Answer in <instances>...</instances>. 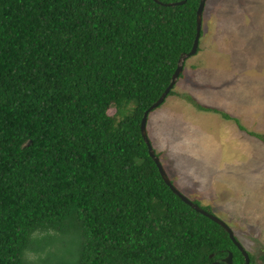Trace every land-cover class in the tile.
Here are the masks:
<instances>
[{
    "label": "trees",
    "instance_id": "obj_1",
    "mask_svg": "<svg viewBox=\"0 0 264 264\" xmlns=\"http://www.w3.org/2000/svg\"><path fill=\"white\" fill-rule=\"evenodd\" d=\"M198 1L0 0V264H244L164 184L139 132Z\"/></svg>",
    "mask_w": 264,
    "mask_h": 264
},
{
    "label": "rangeland",
    "instance_id": "obj_2",
    "mask_svg": "<svg viewBox=\"0 0 264 264\" xmlns=\"http://www.w3.org/2000/svg\"><path fill=\"white\" fill-rule=\"evenodd\" d=\"M197 47L184 58L171 94L148 112L145 130L172 185L190 201L208 206L209 213L228 225L253 263L264 264V0H205ZM183 95L238 114L246 131L262 137L238 131L232 120L199 109L189 120L181 116L177 128L170 127L172 111L192 104ZM107 114L119 119L113 104ZM188 126L192 141L183 139L184 128L189 136ZM216 138L228 146L225 154L220 147L212 149ZM184 149L192 158L176 170L170 152L184 156ZM65 245L69 246L67 240Z\"/></svg>",
    "mask_w": 264,
    "mask_h": 264
},
{
    "label": "water",
    "instance_id": "obj_3",
    "mask_svg": "<svg viewBox=\"0 0 264 264\" xmlns=\"http://www.w3.org/2000/svg\"><path fill=\"white\" fill-rule=\"evenodd\" d=\"M157 3H160L162 5H178V4H182L184 0H179V1H173V2H160L158 0H154ZM204 2L205 0H199L196 10H195V32H194V36L191 42V46L190 49L188 50V52L186 53H181L177 60H176V66L170 76V80L167 84V86L164 88V90L160 93V95L158 96V98L152 102L143 112L139 121V132L140 135L145 143L146 149H147V153L149 155V157L152 159V161L154 162L157 171L159 173V176L161 177L162 181L164 182V184L166 186L169 187V189L172 191L173 194L177 195L180 200L182 202H184L185 204H187L188 206H190L194 211L206 216L207 218H209L210 220H212L213 222H215L216 224L220 225L225 232L227 233L228 237L230 238L231 242L234 244V246L237 248V250L241 253L242 257H243V261L244 264H249V257L248 254L246 252V250L244 248H242V246L239 244V242L236 240V238L234 237L232 231L230 230V228L228 227V225L220 220L219 218H217L216 216L212 215L209 212H206L204 209H202L200 206H198L196 203L190 201L189 199H187L184 195H182L170 182V180L168 179V177L166 176L164 170L162 169V166L157 158V156L155 155V152L147 138L146 135V130H145V125H146V119H147V114L149 111H151L153 108H155L156 106H158L165 98V96L167 95L168 91L172 88L176 78L178 77V74L181 72L182 70V63L184 58L192 55L195 53L196 48H197V44H198V38H199V33H200V25H201V14H202V9L204 6ZM231 257L232 254L231 252H228L226 254L225 257L222 258V260L226 263V264H230L231 262ZM210 264H219V262H212Z\"/></svg>",
    "mask_w": 264,
    "mask_h": 264
},
{
    "label": "crops",
    "instance_id": "obj_4",
    "mask_svg": "<svg viewBox=\"0 0 264 264\" xmlns=\"http://www.w3.org/2000/svg\"><path fill=\"white\" fill-rule=\"evenodd\" d=\"M202 36V35H201ZM201 38V37H200ZM198 40H199V38H198ZM203 40L206 42V40H205V38H203ZM199 50V48L197 47V49H196V51H198ZM255 61V60H254ZM194 68H196V67H194ZM191 91H193V90H191ZM188 93L190 92V90H188L187 91ZM190 105H192V104H190ZM190 105L189 106H187V107H183L184 109H180V107H179V105H177L178 107H179V109L178 110H173L172 111V113H171V115H170V118H169V123H170V127H175V128H177V125L179 126V118L181 117V116H183V115H185V118L187 119V120H189L190 118H191V116H193L194 115V112L197 110V108H194L195 110H191V108H190ZM200 105H202V104H200ZM195 107V106H194ZM217 109V108H216ZM202 111V110H201ZM208 112V111H207ZM225 112H228V115L230 116V117H233V118H235L236 120L238 119V114L236 115V116H234V115H232L231 113H229V111L228 110H226ZM224 112V113H225ZM218 114V113H217ZM227 114V113H226ZM175 115H179V117L178 118H173V116H175ZM219 115V114H218ZM198 117V116H197ZM221 117V116H220ZM199 118V117H198ZM222 118V117H221ZM223 120H226V121H230V120H232V119H224V118H222ZM147 120V119H146ZM233 121V120H232ZM238 121V120H237ZM234 122V121H233ZM235 123V122H234ZM239 123V122H238ZM240 124V123H239ZM187 125H188V123H187ZM235 125L237 126V124L235 123ZM241 125V124H240ZM223 124H222V126L220 127V128H223ZM242 126V125H241ZM238 127V126H237ZM243 127V126H242ZM184 128V127H183ZM188 128V131H189V136H188V134H187V131L185 130V128H184V138L183 139H185V138H187V137H189V140H191L192 141V139H191V136H192V134L190 133V129H189V126L187 127ZM244 128V127H243ZM245 129V128H244ZM227 130V129H226ZM238 131H244V130H241V129H239L238 128ZM199 132V131H198ZM244 132H246V129H245V131ZM173 133V132H172ZM247 133V132H246ZM254 133V132H253ZM248 134V133H247ZM257 134V133H256ZM260 134V133H259ZM146 135H147V132H146ZM194 135V134H193ZM201 135H204L203 134V132H201ZM222 135V129L221 130H219V135H218V137L219 136H221ZM248 135H250V134H248ZM262 135V134H261ZM205 136H210L208 133H206V135ZM228 136V135H227ZM250 136H252V135H250ZM217 137V138H218ZM229 137H231L230 135H229ZM254 137V136H253ZM147 138H148V140H149V137L147 136ZM210 138V137H209ZM217 138L214 140L213 139V145L211 146L212 147V149L213 148H215V147H220V150H221V153L222 154H225V148H227L228 146L226 145V144H224V143H222V142H220L219 140H217ZM256 138V137H255ZM150 142V141H149ZM192 142H190V143H187V146L189 145V144H191ZM185 150V154H184V156L181 154V152L180 153H174L173 151L172 152H170V159H175V169L176 170H179V169H181V162L183 161L184 162V164L185 163H187L188 162V158L190 159V158H192V157H190V152L187 150V149H184ZM229 150V149H228ZM171 154H173L172 156H171ZM185 168V170H187V171H189V169H188V167L186 166V167H184ZM193 168L195 169V172L197 171V169H196V166L195 165H193Z\"/></svg>",
    "mask_w": 264,
    "mask_h": 264
},
{
    "label": "flooded vegetation",
    "instance_id": "obj_5",
    "mask_svg": "<svg viewBox=\"0 0 264 264\" xmlns=\"http://www.w3.org/2000/svg\"><path fill=\"white\" fill-rule=\"evenodd\" d=\"M248 252V251H247ZM221 260V262H223V263H225L223 260H222V258L220 259ZM214 262V261H213ZM216 262H218V261H216ZM212 263V262H211ZM254 264V263H253Z\"/></svg>",
    "mask_w": 264,
    "mask_h": 264
}]
</instances>
